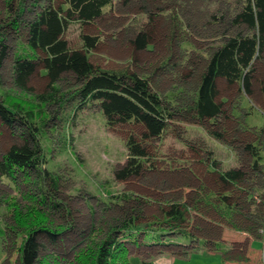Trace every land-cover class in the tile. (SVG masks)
Segmentation results:
<instances>
[{
	"label": "rangeland",
	"instance_id": "374dc122",
	"mask_svg": "<svg viewBox=\"0 0 264 264\" xmlns=\"http://www.w3.org/2000/svg\"><path fill=\"white\" fill-rule=\"evenodd\" d=\"M16 1L8 4L9 0H0V41L6 48L0 66V101H20L27 108L55 83L61 96L54 101L66 102L46 106L50 118L39 136V154L44 159L39 164L49 176L43 178L35 167H15L13 177L4 176V155L12 149L26 155L33 143L27 140L25 128L7 120L0 110V264L74 262L124 213H137L140 221L152 225L150 228L158 227L170 216L167 211L171 205L183 200L188 204L185 228L190 235L179 234L175 226L167 225L169 221L161 223L164 234L158 239L146 241L135 232L130 237L123 235L120 240L130 264H219L210 255L204 257L206 260L187 261L185 257L214 250L218 243L232 248L227 264H264V224L256 234L243 230L254 225L245 210L264 209V141H253L264 127V53L254 63L250 93L222 77L216 80L214 99L222 110L217 117L220 129L207 115L197 120L186 110L199 84L202 59L220 41L223 28L215 25L210 15H220L226 9L230 16L236 3L245 0H113L93 24L71 18L59 35L46 30L34 68L22 80L14 68L20 64L17 55L27 41L25 20L32 14L30 0H18L22 11L15 15L18 27L13 29L9 14L15 12ZM47 2L39 0L42 6ZM62 2L51 3L57 8ZM140 35L148 40L139 45ZM85 36L93 39L87 53L80 49ZM150 43L153 46L147 47ZM53 48L57 49L55 54L50 51ZM79 51L84 59L72 57L81 55ZM70 59L77 63L69 65ZM87 62L90 67L135 74L147 81L150 91L176 115L159 135L149 137L141 122L130 124L117 114L106 117L101 100L108 104L107 94H100L99 100L77 111L79 99L74 98V91L81 83L73 68H83ZM215 132L222 134V140L212 134ZM61 136L71 139L66 150L61 148ZM246 141L258 144L257 160L246 154ZM253 166L260 173L253 170L246 184L235 186L248 190L235 196L251 201L247 206L236 201L232 209L238 211L236 215L225 207L231 201L232 187L219 172L239 167L248 171ZM123 192L133 199L119 204L116 197ZM207 195L210 204L206 198L196 201ZM53 199L58 200L55 207L51 206ZM26 206L43 210L53 230L33 233L36 250L30 263L21 261L29 222L23 215Z\"/></svg>",
	"mask_w": 264,
	"mask_h": 264
},
{
	"label": "trees",
	"instance_id": "16d2710c",
	"mask_svg": "<svg viewBox=\"0 0 264 264\" xmlns=\"http://www.w3.org/2000/svg\"><path fill=\"white\" fill-rule=\"evenodd\" d=\"M12 0H9L8 4H11ZM21 3L24 0H19ZM45 5H41L39 0H30L31 8L29 13L32 16L25 20V26L27 28V41L25 46L21 49V54H18L16 62L20 63L15 66V75L18 79H23V76L34 68V61L37 57L36 51L41 47V42L45 37L46 30H50L52 33L57 35L61 34L62 26L69 22V19L73 18L77 22H83L85 24H93L96 19H99L103 15V9L110 8L113 5V0H63L57 8L52 5V0H47ZM18 2V0L16 1ZM20 2L16 5V10L11 16V26L13 29H17L18 25L15 20V15L19 13ZM22 11V10H21ZM229 11V10H228ZM59 12H64L60 15ZM225 9L220 15L213 13L210 17L216 21L215 25L221 26L223 29L220 31L219 43L215 46H211L206 53L205 58L202 59L203 70L200 72V79L197 90L194 97L191 98L190 103L187 104L186 110L192 114L191 118L200 120L202 116L207 115L208 118L212 119V123L218 125V118L222 112L221 107L215 101L216 91V80L222 77L229 83H236L243 90L246 89L250 93L249 83L250 76L254 72V63L262 57L264 53V0H245L239 1L233 9L232 15H227ZM65 15V16H64ZM177 15V14H176ZM174 15V17L176 16ZM174 17L172 22L177 24ZM206 26H208L206 24ZM141 43L144 40H148L145 36H139ZM145 38V39H144ZM143 39V40H142ZM93 40L85 36L83 41L84 48H80L87 53L89 41ZM137 41V40H136ZM95 45V43H94ZM0 66L6 53L4 44L0 41ZM148 46H153L151 43ZM52 53H56L57 49H50ZM80 52V51H79ZM73 54L72 57H80L84 59V53ZM55 56V55H54ZM83 57V58H82ZM86 60V59H85ZM69 65H74L77 62L74 59L69 60ZM79 65V64H78ZM70 68V66H68ZM77 69V70H76ZM74 70L77 80L81 83L79 89L74 91V98L79 99L76 106L77 111H80L90 103L99 100L100 94H107L109 98L108 104H104L101 100V107L106 117L110 118L112 114H117L123 117L130 124H136L141 122L145 125L147 131L146 136L149 137L159 135L166 125L174 118L176 111L171 110L169 104L160 100L156 94L150 91L149 83L137 77L135 74H128L126 72L107 71L100 69L99 67H90L87 64L82 68L81 66ZM25 91V90H24ZM27 90L25 91V93ZM57 84L52 83L49 86V91L45 94H39L36 104L25 108L20 101H10L3 99L0 101L1 113L5 114L6 119L11 122L17 123L19 127H24L26 130L25 135H29L30 148H27L26 156L23 154L24 151L20 149H12L4 155L5 172L4 176L13 177L15 167H35L37 172L44 176H49L46 169L40 167V160L43 159V154H39L42 147L40 146L39 136L43 133L49 122L50 114H48L47 105L59 104L66 102L61 101L59 98L55 102L56 97H60L61 94ZM264 96V92L261 93ZM73 95V94H72ZM57 103V104H58ZM74 117V114H72ZM203 118V117H202ZM256 132V131H255ZM217 139L222 140V134L220 132L212 133ZM257 134L255 133L253 141L262 142L264 141V127H261ZM62 150H66L67 145L71 139L68 140L66 136H61ZM255 139V140H254ZM246 141L245 152L253 158L258 154L257 146L255 142ZM257 147V148H256ZM22 151V152H21ZM136 155H139L136 152ZM254 160H257L256 158ZM139 163V162H138ZM140 164H138L139 166ZM250 168V167H249ZM256 170V166L251 167V170L245 171L239 167L237 169H229L226 172H219V176L222 180L228 183L229 188L232 187V195L228 196L231 199L230 202H226L225 207L232 213L235 212L234 206L240 201L243 206H247L248 199L243 200L242 197L235 196L236 192H247L237 190L235 187L239 183L246 184L248 178L251 179L252 171ZM259 174L256 170L254 172ZM264 175V171L261 172ZM52 180L54 178H51ZM54 182V181H53ZM242 184V185H243ZM249 185V184H248ZM235 187V188H234ZM228 188V189H229ZM54 190V188H52ZM234 192V193H233ZM44 191L41 192V198H44ZM213 193H210L212 195ZM215 194V193H214ZM242 194V193H241ZM209 195V194H208ZM201 196L197 202H203V198H206L205 202L210 204V197ZM111 197V195H110ZM217 198V197H216ZM248 198V197H247ZM250 198V197H249ZM55 199V198H54ZM50 200L51 206L55 207L58 205V200ZM117 202H127L133 199L130 194L123 192L116 197ZM218 201L219 198H217ZM224 201V200H223ZM237 201V202H236ZM221 202V201H220ZM120 204V203H119ZM118 204V205H119ZM216 208L219 205H214ZM167 213L170 216H165V220L162 222H168L167 225L175 226L178 233L182 235H190L186 230L188 204L186 201H179L171 205ZM250 207V206H249ZM248 218L254 220L252 228L243 229L253 234H256L260 229L261 225L264 224V209L260 208V212L257 209L245 210ZM131 212V211H130ZM124 213L118 220L117 223L107 226V231L102 239L98 241H91V246H88L85 251L78 254L74 262L68 264H114L120 261L121 264H130L127 260V251L120 238L123 235L130 237L134 232L141 233L144 240L148 241L151 238L158 239L157 237L164 234V227L161 223L158 227L152 226L148 222L140 221V217L134 212ZM21 213V211H20ZM221 215V211L219 212ZM245 212H243L244 214ZM29 220L26 227L25 239L21 246L22 262L26 260L27 263L31 262L33 252L36 250V244L34 243L33 233L39 231L53 230L48 224L50 222L44 214L43 210L34 208L33 206H26L24 214ZM20 215L19 217H21ZM245 216V215H244ZM17 220V219H16ZM173 222V223H170ZM26 226V224H24ZM264 226V225H262ZM172 228V227H170ZM242 230V229H241ZM28 231V232H27ZM120 235V237H119ZM199 241V240H197ZM204 240H202L203 244ZM156 241L151 243L155 244ZM150 244V245H151ZM164 244V243H163ZM178 244L189 246L187 243L173 242ZM219 248V243L215 244ZM203 247V246H202ZM220 254L223 258L228 257L230 250L222 248ZM30 258V259H29ZM140 264V263H139Z\"/></svg>",
	"mask_w": 264,
	"mask_h": 264
},
{
	"label": "crops",
	"instance_id": "0c3cea01",
	"mask_svg": "<svg viewBox=\"0 0 264 264\" xmlns=\"http://www.w3.org/2000/svg\"><path fill=\"white\" fill-rule=\"evenodd\" d=\"M219 248H220V250L222 248L227 249V250H231L232 249L229 245H224V244L219 246ZM219 248L215 245L214 250L210 249V251H207V252L206 251L197 252V253H194L191 256L188 255V256H185V257H188L187 261H191V259H196V258H201L200 260H202V259L206 260V258H204V257L206 255H210V256L214 257V259H216L215 262H217L219 264H223L224 262H226L227 259L223 258V256L220 254Z\"/></svg>",
	"mask_w": 264,
	"mask_h": 264
},
{
	"label": "clouds",
	"instance_id": "9594fccd",
	"mask_svg": "<svg viewBox=\"0 0 264 264\" xmlns=\"http://www.w3.org/2000/svg\"><path fill=\"white\" fill-rule=\"evenodd\" d=\"M224 263H227V262H224ZM224 263H223V264H224Z\"/></svg>",
	"mask_w": 264,
	"mask_h": 264
},
{
	"label": "built area",
	"instance_id": "2783aa9c",
	"mask_svg": "<svg viewBox=\"0 0 264 264\" xmlns=\"http://www.w3.org/2000/svg\"><path fill=\"white\" fill-rule=\"evenodd\" d=\"M224 264H227V263H224Z\"/></svg>",
	"mask_w": 264,
	"mask_h": 264
}]
</instances>
